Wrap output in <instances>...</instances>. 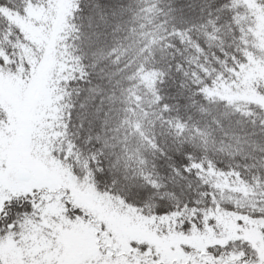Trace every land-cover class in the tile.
Returning a JSON list of instances; mask_svg holds the SVG:
<instances>
[{
    "label": "snow or ice",
    "instance_id": "snow-or-ice-1",
    "mask_svg": "<svg viewBox=\"0 0 264 264\" xmlns=\"http://www.w3.org/2000/svg\"><path fill=\"white\" fill-rule=\"evenodd\" d=\"M0 264H264V0H0Z\"/></svg>",
    "mask_w": 264,
    "mask_h": 264
}]
</instances>
